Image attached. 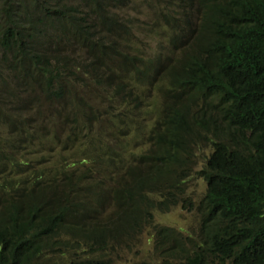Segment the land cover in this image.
I'll return each mask as SVG.
<instances>
[{"label":"trees","instance_id":"obj_1","mask_svg":"<svg viewBox=\"0 0 264 264\" xmlns=\"http://www.w3.org/2000/svg\"><path fill=\"white\" fill-rule=\"evenodd\" d=\"M125 3L0 0V119L6 118L4 123L24 142L54 134L40 135L33 120L50 131L65 128L64 139L84 142L82 162L55 159L53 167L47 166L51 154L44 145L42 178L39 168L30 172L31 165L17 159L19 148L5 152L0 145V190L6 193L0 194V206H18L42 223L48 236L50 252L32 253L41 262L25 264H114L117 247L130 245L151 225V210L162 203L177 206L192 180L206 184L192 211L199 221V242L189 252L179 237L154 227V251L161 264H264V0H199L204 5L196 11L201 29L215 30L193 27L187 29V39L211 59L203 68L182 63L175 68L184 67L181 71L167 69L162 83L168 108L152 129L163 148L139 145L131 157L126 156L128 147L110 151L114 132L124 130L115 124L117 109L95 126L97 103L87 93L79 101L72 94L84 81L73 64L78 63L84 76L95 79L99 100L108 94L118 107L130 104L144 111L142 97L133 92L136 80L147 83L158 66L147 69L141 55L129 54L119 43L116 34L125 28L110 8ZM185 36L181 30L171 41ZM63 51L78 53L70 58V53L59 55ZM61 57L71 70L68 75L52 62ZM8 87L33 97L23 102ZM42 102L51 108L49 114L40 113ZM21 105L27 112L33 109L32 118L23 116ZM203 147L209 154L198 168L195 157ZM95 155L115 161L113 172L95 165ZM26 231L35 237L45 234L36 227L27 230L23 222L0 230V264ZM241 235L250 247L245 262L236 249ZM170 238L176 254L167 244Z\"/></svg>","mask_w":264,"mask_h":264},{"label":"clouds","instance_id":"obj_2","mask_svg":"<svg viewBox=\"0 0 264 264\" xmlns=\"http://www.w3.org/2000/svg\"><path fill=\"white\" fill-rule=\"evenodd\" d=\"M174 1H176L177 3H179L183 7L194 6L195 11H198L201 8L198 6L200 4L199 0H174ZM201 20H202V16L198 15L196 13L193 22H188L185 20L179 21V22L174 24L176 27L174 30H172V28L170 26H167L168 29L172 32L170 40L175 35H177L181 30L186 31L185 37L173 40V42H176V41L180 42V45L182 46V49H181L182 55L184 56V58L181 59L179 61V63H178V60H176V62L171 66V67H173V69H175L179 64H182V63H184L185 67H188V68H193V67L203 68L207 65L208 61L211 59V57L209 56V53L201 52L200 50H198L195 47L194 40L188 41V39H187L188 38L187 29H190L193 27L199 29V31L212 32L215 30V29L202 30L200 27ZM162 31L166 32L168 34V32L166 30H162ZM183 68L184 67H179L175 70L181 71ZM66 69L68 70V72H67V75H68L71 72L68 65H67ZM78 73L81 76H84L83 75L84 70H81ZM87 78L92 80L93 76L92 75L84 76V78H83L84 81L83 82L80 81L78 83H80L84 88L82 90V92L87 93L90 96V98L92 99V101L97 103V102H99V98H98L99 94L97 92L96 82L94 80H92L91 82H87L86 81ZM140 85H144V84H142L137 79L136 80V87L140 86ZM15 91H17V90H15ZM17 92H20V91L18 90ZM48 92H51V90ZM133 92H134V95H138L139 97H141L140 94L138 93V91H133ZM167 104H168V102H166L165 106L157 113V116L154 117L153 119L151 118V115L154 113V111L151 109L149 111H146L145 109H144V111H140V110H135L132 106H130V104L123 105V107H118V105H117L116 107H118V108L116 110V115L118 116V120L115 124L118 127L121 126L122 129H124V130L120 133L114 132L113 136L115 137V140L113 142V145L111 146L110 151H116L120 147H128V149L126 150V156L131 157V156H134L137 153V151H135L136 148L127 145V143H130L134 146L136 143H140V146H142L144 148H148V149L163 148L161 143L158 142L155 139V137L153 136L152 129L155 126V123L157 121H159L162 112L168 108ZM20 110H21V113L23 114L24 117H26L27 119L32 118V112L31 111L27 112L23 108L22 105H21ZM140 112H142V114L139 117ZM149 122H150V124H149ZM31 124L33 125L32 127H34L40 135L47 136V134L51 133V131L48 128L39 124L37 121L35 122L33 120L31 122ZM69 125H72V124H69ZM62 130H65V128H63ZM11 132H12L11 129L5 123L0 122V145L5 146L7 148L5 150V152H8L9 149H12V148H19L20 152L17 155V159L20 161H24V162L28 163L29 165H31V168L28 170L30 172L33 170H37L39 168V170L41 172V178H42V176L45 172L44 159L46 158L44 145H48L46 150L48 152H50L48 149H51L52 147L49 146L50 145L49 144V138L51 139L52 135L49 136V138H41V140H29V141L24 142L23 139L17 138L16 136H13L11 134ZM2 133H6V135H3ZM107 135L112 136V134H107ZM91 138L94 139L95 135L91 134ZM47 139H48V142L46 141ZM152 142H154L155 144L152 145ZM61 143H63L64 145H68V144L73 143L74 147L69 152L70 158H67V159L69 161H81L82 162V159H83L82 154L83 153L79 151V148L84 145L83 139L80 141L77 138V139H71V141H69V140H66L63 138ZM207 154H209L208 151H207ZM99 157L104 162L101 167L109 169L112 173L114 170L115 161H110L109 159H106V158L102 157L101 155H99V156L95 155V157H93L91 161L95 163V159L99 158ZM3 163H4V159H3L2 153L0 152V164H3ZM201 167H203V163H202ZM198 181H201V180H198ZM204 185H205V189L199 191L198 198L194 197L195 191H192L191 185H189L184 196H182L181 198H178V205L177 206L172 207V206H169L168 204L162 203L161 206L153 208L151 210V215H150L151 216V225L145 226L140 233L136 234L134 236L133 240L130 241L131 242L130 245L127 243L120 244L115 251V255L118 252L125 254V251L128 248H130V246H134L136 244L135 242H136L137 238L140 235H142L145 231H147L148 240L150 241L151 248H152L151 255L136 258V260H132L128 264H141L142 262L143 263L147 262V264H149L148 260L154 256L157 257L158 264H161V260L159 258V255L158 254L155 255L156 252L154 251V227H159V228L164 227L169 232H171L174 236L179 237L182 240V246H181L182 248H185L189 252H192L194 246L196 244H198V242H199L198 237H197L198 233H195V232L190 231V230H188L187 232H183V231H180V230L172 228V227L163 226L160 222L157 221V217L155 216V211L162 213V214H166V213H169L173 208H179L181 211H183L186 214H194L195 212H192V211L197 206H199V204H200V202H201V200H202V198L206 192V184L204 183ZM183 206H185L189 210L183 208ZM0 211L3 214L2 216H0V219L5 218V221L8 224V226L5 227V226H2L1 222H0V230H2V229L6 230V229H11V228L16 229L18 222H23L26 225L27 230L31 227H36V229L38 231L45 233V234L41 235L40 237H35L32 235L31 232L26 231L25 236L19 242V247L8 256L5 264H25L26 262H33V263L41 262L40 260L33 259L31 257V254L35 253V252H43V251L50 252L45 247V242L48 238L45 226L36 220L30 219L23 212L22 209L18 210V206L8 205L5 203L4 205L0 206ZM18 219H19V221H18ZM197 229H199V221H198ZM241 239H242L241 243L236 247V249H237L240 257L242 258V260L245 262V260L247 258V253L249 252L250 247L247 244L246 239L242 235H241ZM167 244L171 247L173 252L176 254L177 250H175L173 248L171 238ZM226 253L232 255L231 252H226ZM115 255H114V264L117 263V261L115 259Z\"/></svg>","mask_w":264,"mask_h":264},{"label":"rangeland","instance_id":"obj_3","mask_svg":"<svg viewBox=\"0 0 264 264\" xmlns=\"http://www.w3.org/2000/svg\"><path fill=\"white\" fill-rule=\"evenodd\" d=\"M199 7L203 8L204 5L199 4ZM110 10H113L117 13L121 19H119V24H121L125 29L124 32L116 34L119 40V43L127 50L129 54L133 55H141L145 59V63L147 64V69H152V66L157 63L158 71L157 74H149V80L144 85L137 86L136 89L140 96L142 97V101L144 102L142 105V109L149 111L150 109L154 111L151 115V118L157 116V113L165 106L167 101V96L165 94V88H163L162 80L166 76V71L170 68L176 60L178 63L181 59L184 58L182 55V46L180 42H172L170 37L172 32L168 29L167 26L172 27L175 23L179 21H188L193 22L196 11L194 6L191 7H183L179 3L174 0H126V3L121 8H117L115 6L111 7ZM162 30H166L163 32ZM70 53V54H69ZM78 52L74 51H63L59 52V55H68L72 58L74 54ZM74 57V56H73ZM60 61L55 59L52 62H55L60 67L67 68L66 60L61 57ZM78 72L82 70L79 67L78 63H73ZM81 76V75H80ZM62 77V76H60ZM84 76L80 77L82 80ZM92 80L95 81L94 78ZM91 79L87 78V82H91ZM61 82V81H60ZM80 82V81H79ZM18 87V85H16ZM75 89H72V94L78 100L80 96L84 98V95L81 90H83V86L78 83ZM8 91L10 95L16 93L18 96H21L23 102L32 98L31 93L27 92H17L8 87ZM106 97H101L99 102L95 105L98 106V118L95 122V126H100L104 124L106 120V115L108 111H115L117 109L116 105L109 100L108 97L110 95L105 94ZM120 96L115 97V102H120ZM79 101V100H78ZM72 102V101H71ZM75 104L74 102H72ZM92 103V102H90ZM116 103V104H118ZM79 109L82 110L83 107L80 104H77ZM41 114H49L51 112V108L44 102L39 106ZM33 109L31 110V112ZM6 118L0 119L1 123H4ZM150 124V122H149ZM63 128H57V126L53 127L54 134L52 138H49V146L52 147L51 158L47 161V166L53 167L58 163L57 160H64L69 157V152L73 149L74 144L64 145L60 143L63 139L64 135L62 134L64 130ZM6 135V133H2ZM13 136L15 134L13 131L11 132ZM140 143L135 144V148L139 147ZM207 154V149L203 147L201 154L195 157V164L198 168L201 167L203 162V157ZM55 158V159H54ZM63 164L68 163L67 161H61ZM103 160L99 158L95 159V164L99 167L103 165ZM205 189V185L202 181H191V190L195 191L194 197L198 198V193L201 190ZM0 194L2 193L0 190ZM155 216L157 217V221L160 222L163 226L172 227L178 229L183 232H187L188 230L196 232L198 219L194 214H186L181 211L179 208H173L169 213L162 214L155 211ZM134 246H130L125 251V254L118 252L115 255V259L117 261L116 264H128L132 260H136L139 257H145L151 255V243L148 240L147 231H145L142 235H140ZM149 264H158V259L156 256L150 258Z\"/></svg>","mask_w":264,"mask_h":264},{"label":"bare ground","instance_id":"obj_4","mask_svg":"<svg viewBox=\"0 0 264 264\" xmlns=\"http://www.w3.org/2000/svg\"><path fill=\"white\" fill-rule=\"evenodd\" d=\"M3 214L1 213V211H0V216H2ZM0 222H1V225L2 226H5V227H7L8 226V224L6 223V221H5V218H1L0 219Z\"/></svg>","mask_w":264,"mask_h":264}]
</instances>
